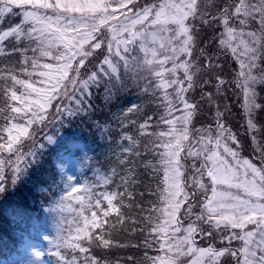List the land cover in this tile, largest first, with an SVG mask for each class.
Listing matches in <instances>:
<instances>
[{"label":"snow or ice","instance_id":"snow-or-ice-1","mask_svg":"<svg viewBox=\"0 0 264 264\" xmlns=\"http://www.w3.org/2000/svg\"><path fill=\"white\" fill-rule=\"evenodd\" d=\"M13 18L18 22L12 24ZM3 20L9 24H0V42L9 40V54L19 55L20 66L0 69V112L6 114L0 132L7 134L6 139L0 135V155L11 154L0 158V193L25 175L42 144L52 142L53 136L45 131L49 124L90 119L93 88H103L108 103L126 87L118 71L122 62L125 76L131 73L138 88L142 80L152 78L154 83L146 84L143 92L151 90L152 102L163 109L153 115L166 126L146 133L155 138L151 141L155 163L144 161L145 169L151 168L157 177L156 200L149 201L152 208L142 221L149 230L144 247H152L154 239L159 254H145L135 262L129 258L126 264H264V0H145L142 6L138 0H0ZM22 43L35 45L32 56L26 55L29 48L20 47ZM42 58L54 63H41ZM232 58L238 68L231 66ZM34 73L40 87L31 79ZM17 86L22 89L19 94ZM230 94L238 99L242 94L243 132L239 128L233 132L236 126L228 118L231 108L224 101ZM141 108L134 104L111 115L113 128L120 129L119 140H127V145L115 143L111 136L106 140L103 123L91 121L103 143H115L121 165L128 160L120 156H140L129 129L137 125L130 116ZM177 111L179 115L174 114ZM20 113L26 123L8 122ZM141 119L137 131L145 133L153 116L144 114ZM22 137H27L26 148ZM91 160L88 157L86 164ZM120 179L128 183L125 177ZM81 189L84 196H72ZM116 195L100 193L108 205L101 209L102 201L87 181L75 183L67 176L56 204L58 219L49 255L61 257L58 249L65 248L78 250L82 257L73 255L66 264H111L90 256L80 241L96 242L89 226L104 231L97 213L89 218L85 207L101 209L104 217L115 212L119 218L113 203ZM69 197L81 205L75 221L62 217ZM197 236L202 243L209 241L206 247L197 245ZM217 238L229 245L238 241L240 246L214 247ZM98 240L109 246L103 234ZM52 248L57 251L52 253ZM8 264L22 260L13 256Z\"/></svg>","mask_w":264,"mask_h":264},{"label":"trees","instance_id":"trees-1","mask_svg":"<svg viewBox=\"0 0 264 264\" xmlns=\"http://www.w3.org/2000/svg\"><path fill=\"white\" fill-rule=\"evenodd\" d=\"M206 2V0H205ZM17 20L11 19L10 22ZM9 24L8 20H5V26ZM211 30H209L210 34ZM207 35V34H206ZM203 47V45H201ZM11 45L9 40L6 39L3 42V49L0 50V69L19 68L20 57L18 54H9ZM26 55L32 56V52L29 50ZM198 55V50H197ZM50 58H42L41 63H48ZM38 72V70H37ZM119 72H122L121 78L124 79L126 87L115 92L112 99L105 103V96L103 88L92 89L93 98L91 104L93 105V115L89 119L85 117L83 121L77 119L71 123L65 121L62 125L57 124L55 127V121L49 124V128L45 129L49 135H57V140H52L51 143H44L38 148V155L34 163H32L24 176L20 178L14 185L8 187L7 191L0 193V233L5 230L7 237L3 240L0 237V257L10 254L14 248V238L17 237L15 228H23L24 226L32 225L33 227H46V224L40 222V217L37 215L35 208L31 207L27 196H31L33 189H37L39 185H45L48 193L39 192V196L48 198V195L52 192V184L54 183V176L51 169V164H48V159L52 152L63 149V147L72 148L70 144L75 145L76 149L85 152L84 164L82 165V171L90 178V183L96 186H101L102 190L107 193H116V198L113 200L115 205L119 208L118 214L110 212L107 217H104L101 222L104 225V231L101 233L99 228H96L91 236L96 241L93 244H89L88 247L91 250L88 251L90 256H93L100 260L110 261L111 264H126V261L131 258L133 262L142 261L147 256H153V250L158 248L159 245L152 240V247H144V237L148 234V229L143 228L142 221L149 215V211L152 208V204L149 201L156 200V183L157 177L152 173V169H145L144 161L149 160L155 163L153 157L155 151L152 149L151 141L154 137H149L146 133L151 131L165 130L163 124H158L154 113L163 111L162 108H156L151 99V91L148 93L143 92L144 84L143 80L140 82V87L136 86V82L130 79V73L125 76L124 67L121 66ZM20 75L22 79H29L26 75ZM149 77V76H148ZM35 81V86L40 87V78L34 73L31 78ZM148 79V78H147ZM147 84L152 81L149 77ZM11 84V81L8 82ZM3 81H0V85ZM259 90V89H258ZM22 89L17 86L18 94ZM115 91V90H113ZM142 105L141 111L135 115L130 116V119L137 120L135 128L129 129V135L133 136L135 144L138 145L140 156H135L134 153H127L120 156V159L127 158L128 163L121 165L118 162L117 150H115V143L128 144L127 140L120 141L117 133L120 131L118 125L113 128V122L111 115L113 112L127 108L130 105ZM157 105V104H156ZM3 107L0 102V108ZM179 109L180 106L178 105ZM49 111H55V109H49ZM147 114L153 116V119L149 121V128L145 133H138L137 129L139 123L143 120L141 117ZM179 115V111L174 113ZM5 113L0 112V129L3 128L6 123L4 117ZM99 120L103 123L107 136L113 138V145L109 146L106 142L103 143L96 133V129L91 126V121ZM10 123V121H8ZM236 126V124H233ZM199 126V125H196ZM237 128L233 127V132H237ZM245 126L240 127V132H243ZM50 129V131H49ZM33 130L29 127V131ZM4 139L7 138V134L0 132ZM39 140V137H37ZM21 144L26 148L27 137H22ZM145 145H148V151H145ZM112 147L114 152H109L108 148ZM70 150V149H69ZM75 154H80L79 151H74ZM9 153L0 155V158L7 159ZM91 157L90 163H87V158ZM85 165V166H84ZM115 170L116 175H112V171ZM125 177L128 181L127 184L120 179ZM150 186V189H149ZM16 199H15V198ZM121 199L123 203L121 204ZM198 211V209H197ZM22 213V215H18ZM184 219L182 222L184 223ZM103 234L104 239L109 241V246L105 247L98 240V236ZM151 239V237H150ZM202 240L197 239L198 243H202ZM209 243L205 240L203 243ZM219 245L227 244L228 241H218ZM62 257L65 259L61 264H66V260H70L73 255L82 259L78 250L73 253L70 249L60 248L59 250Z\"/></svg>","mask_w":264,"mask_h":264},{"label":"rangeland","instance_id":"rangeland-1","mask_svg":"<svg viewBox=\"0 0 264 264\" xmlns=\"http://www.w3.org/2000/svg\"><path fill=\"white\" fill-rule=\"evenodd\" d=\"M138 2L142 6L143 3L145 2V0H138ZM17 22H18V20H14L11 23L15 24ZM0 24H2V26H4L5 20L0 21ZM7 40L8 39H6V41ZM23 46H26L28 48H32L35 45L33 46L31 44L22 43L21 47H23ZM2 49H3V44H2V42H0V50H2ZM53 51H55V50H53ZM134 54H136V53H134ZM140 55H142V54H140ZM111 59H112L113 63H117V61H118V57H115V56H113ZM232 61H233V64L231 66H234V67L238 68L239 67L238 64L234 63V58H232ZM48 63H54V61L51 60ZM119 65H120V68H121V66H123V63L119 62L118 68H119ZM170 66H171L170 64L167 65V67H170ZM104 67L107 68L108 66L104 65ZM38 71H39V69H38ZM130 76H131V73H130ZM149 77H147V78L149 79ZM148 79L143 80L142 83L144 84V87L147 84V82L149 81ZM232 87L233 86H229V91H231ZM259 87L260 86H257V91H259L258 90ZM149 91H151V90H149ZM169 91H171V89H169ZM237 91H239V90H237ZM262 94H264V93H262ZM157 95L159 96L160 93L157 92ZM241 102H242V94H241L239 99L237 98L236 95L230 94L228 96V98L224 101V103H227L229 105V107L231 108V115L228 117L229 120L231 121V124L232 125L236 124V126L239 127V128L243 127V125H244L245 128H246V119L244 121H241V118H240L242 113H243V109L240 107V103ZM154 105L157 108V105L155 103H154ZM15 119L17 120V122L12 120V123L24 124V123H26L27 117H25L23 113H20V114L16 115ZM52 136L54 138V135H52ZM69 149L68 148H63V150L60 151V156H61L60 159L62 161L59 162L58 166H57V168L59 170L58 174L62 178H64L63 181L60 183L61 184V187H60V190H59V194L60 195H62V193L64 191L65 181H66V177L67 176H72L74 178V182L75 183H79V181H77L75 179L76 174H77L76 172L81 167V162H80L81 158L83 156H85V152H82L79 149H76L75 147L74 148L72 147V148H69ZM115 150H117V152H119L118 148H115ZM74 151H79L80 154H75ZM88 184L90 185V191L91 192L94 191L95 193H98V194L104 192V190H102L101 186L93 187V185L91 183H88ZM73 194L74 195H72V196H76L78 194L81 195V196H84V192L83 191H80L79 193H73ZM68 199H69V203L66 204V206L63 208L62 217L66 221H75L76 219H78V212L80 211L81 205H80L79 202H77L75 200H72L71 197H69ZM86 199H87V197H85V200ZM104 202L107 204V201L104 200ZM103 207H104V204H101V208L102 209H103ZM55 210H56V212L51 218L50 225L47 227L48 228V230H47L48 234L47 235L45 234V238H47L49 244L51 242V239L55 236V233H56V222H57V219H58V209L56 208V205H55ZM99 210H100V212H102L101 209H99ZM92 212H96L97 213V217L99 219V216H98L99 211H98V209L93 207L91 210H88L85 207L84 214L87 215L89 218H91ZM186 223H187V220H185L184 224L186 225ZM81 224H82V221H81ZM66 227H67V225H66ZM251 227H252L251 225L248 226L249 229H251ZM72 228H73V234H74L75 224H72ZM89 228H90V232H89V234H90L93 228H91V226H89ZM199 238H200V236H197V239H199ZM197 239H196V243H197L198 246L206 247L207 242L206 243H198ZM218 241H220L219 238H217L215 240V243L217 244ZM233 241H235V240H233ZM236 242H237L238 247H239L240 246V242H238V241H236ZM221 246H229V245H225V244L219 245V247H221ZM20 249L22 251H20V253H14V256H18L20 258V260H22V264H47V262H49V260H46L45 258H43L42 255L40 257H36L34 255V251H39L42 254V250H44L42 241H40V239H38L37 237H36V239H34V241L31 244L25 245L24 249H23V247H21ZM229 258H230V256H229ZM9 260H10V258L4 259V260H0V264H8Z\"/></svg>","mask_w":264,"mask_h":264}]
</instances>
